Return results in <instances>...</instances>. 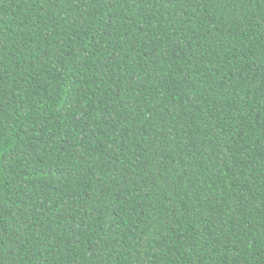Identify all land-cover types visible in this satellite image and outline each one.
I'll use <instances>...</instances> for the list:
<instances>
[{
    "label": "trees",
    "instance_id": "1",
    "mask_svg": "<svg viewBox=\"0 0 264 264\" xmlns=\"http://www.w3.org/2000/svg\"><path fill=\"white\" fill-rule=\"evenodd\" d=\"M0 264H264V0H0Z\"/></svg>",
    "mask_w": 264,
    "mask_h": 264
}]
</instances>
